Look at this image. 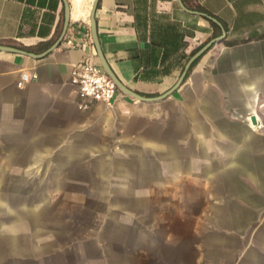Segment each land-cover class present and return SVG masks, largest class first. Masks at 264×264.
<instances>
[{
  "label": "crops",
  "instance_id": "1",
  "mask_svg": "<svg viewBox=\"0 0 264 264\" xmlns=\"http://www.w3.org/2000/svg\"><path fill=\"white\" fill-rule=\"evenodd\" d=\"M94 2L0 0V264H264V0H98L102 53L147 99L82 110ZM71 169L89 193L54 196Z\"/></svg>",
  "mask_w": 264,
  "mask_h": 264
},
{
  "label": "built area",
  "instance_id": "2",
  "mask_svg": "<svg viewBox=\"0 0 264 264\" xmlns=\"http://www.w3.org/2000/svg\"><path fill=\"white\" fill-rule=\"evenodd\" d=\"M36 72H23L18 85H23L31 79L37 78ZM72 82L78 96V107L87 110L94 102L110 104L117 93L118 84L108 72L95 62L92 56L74 66L72 71Z\"/></svg>",
  "mask_w": 264,
  "mask_h": 264
},
{
  "label": "water",
  "instance_id": "3",
  "mask_svg": "<svg viewBox=\"0 0 264 264\" xmlns=\"http://www.w3.org/2000/svg\"><path fill=\"white\" fill-rule=\"evenodd\" d=\"M97 4H98V0H95L94 4H93V9H92V34H93V39H94V43L96 45V49L98 51V54H99V57H100V60L102 62V65L104 66V68L106 69V71L108 72V74L116 81V83L124 90L128 91L129 93L131 94H134L136 96H138L139 98L141 99H147L141 95H139L138 93L130 90L129 88H127L125 85H123L117 78L116 76L114 75V73L112 72L109 64L107 63L103 53H102V50H101V47L99 45V41H98V35H97V26H96V21H95V10L97 8ZM209 18L211 19H214L213 17L209 16ZM68 24H69V5L68 3H66V14H65V24H64V30H63V35L65 34L66 30H67V27H68ZM224 34L221 36L223 37ZM216 39H212L211 41H209L208 43H206L204 46H202L197 52H195L192 57L189 59V61L187 62L186 64V67H185V70L183 72V74L181 75V77L178 79V81L176 82V84L169 90L167 91L166 93L162 94L160 97H165L167 96L168 94L172 93L175 89H177L181 83L183 82L184 80V77L186 75V72L188 70V68L191 66V64L206 50L210 47V45L215 41ZM1 48L3 49H12V47H8V46H4V45H0ZM251 118L254 122H256V116L253 114L251 115Z\"/></svg>",
  "mask_w": 264,
  "mask_h": 264
},
{
  "label": "rangeland",
  "instance_id": "4",
  "mask_svg": "<svg viewBox=\"0 0 264 264\" xmlns=\"http://www.w3.org/2000/svg\"><path fill=\"white\" fill-rule=\"evenodd\" d=\"M262 48H263V45H261V42L260 41H253V44L252 45H249L247 47V50L246 51L249 52V53L252 52L254 54V56H256L258 58H264V51H263V53L261 51ZM260 100L261 101L264 100V94L261 96V99ZM247 117H248V113H246L245 118H247ZM247 121H248V123H250L249 119ZM38 171H39L37 173L38 176H41V173H42L43 169H39ZM76 171H77V169H71V172H74V173L68 174L69 179L66 178L68 180L66 187L69 186L68 187L69 189H65V190H62L61 189L59 191H55V195L54 196H60V197L62 195L68 196V197L69 196H77L74 193H76V191L79 190V188H78L79 186L81 187L80 189L83 188V192H84V188H87L86 192H87V194L89 193L88 188H89L90 185H87V180L89 181V178H87V175L86 174H82V175L77 174ZM72 189H74V191ZM164 209H165V214H169L171 212V210H172V207L166 205L164 207Z\"/></svg>",
  "mask_w": 264,
  "mask_h": 264
},
{
  "label": "trees",
  "instance_id": "5",
  "mask_svg": "<svg viewBox=\"0 0 264 264\" xmlns=\"http://www.w3.org/2000/svg\"><path fill=\"white\" fill-rule=\"evenodd\" d=\"M198 59H199V58H198ZM198 59H196V60L193 62V65L197 62Z\"/></svg>",
  "mask_w": 264,
  "mask_h": 264
},
{
  "label": "bare ground",
  "instance_id": "6",
  "mask_svg": "<svg viewBox=\"0 0 264 264\" xmlns=\"http://www.w3.org/2000/svg\"><path fill=\"white\" fill-rule=\"evenodd\" d=\"M252 119V118H251ZM253 121V120H252ZM254 122V121H253ZM255 123V122H254Z\"/></svg>",
  "mask_w": 264,
  "mask_h": 264
}]
</instances>
